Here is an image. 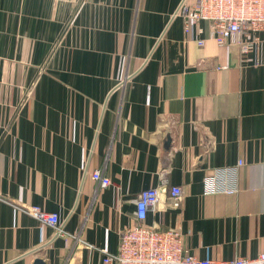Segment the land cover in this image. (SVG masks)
Returning a JSON list of instances; mask_svg holds the SVG:
<instances>
[{
	"label": "crops",
	"instance_id": "0c3cea01",
	"mask_svg": "<svg viewBox=\"0 0 264 264\" xmlns=\"http://www.w3.org/2000/svg\"><path fill=\"white\" fill-rule=\"evenodd\" d=\"M181 3L0 0V264H101L139 194L174 186L180 207L164 199L147 227L199 259L264 252V31L242 56L207 22L186 32ZM239 161L238 191L206 195Z\"/></svg>",
	"mask_w": 264,
	"mask_h": 264
},
{
	"label": "built area",
	"instance_id": "2783aa9c",
	"mask_svg": "<svg viewBox=\"0 0 264 264\" xmlns=\"http://www.w3.org/2000/svg\"><path fill=\"white\" fill-rule=\"evenodd\" d=\"M177 14L184 19L186 32L192 26H198L201 34V23L207 22L210 34L218 45L236 44L242 56L257 50L261 44L259 33L264 31V0H182ZM203 42L200 40L199 44ZM242 166L243 161H239L233 167L215 169L213 176L205 181V194H235L238 191L236 173ZM224 177L230 178L231 184L226 183ZM92 179L101 188L111 184L110 179L99 170L92 173ZM182 196L183 190L177 186L168 190L142 191L136 204L137 224L121 232L116 253L101 251V264H264V252L255 258L240 257L226 261L199 259L185 249L180 231L159 230L144 224L148 211L157 210L164 199L173 208H179ZM26 212L63 236L57 214L47 213L39 207L28 208Z\"/></svg>",
	"mask_w": 264,
	"mask_h": 264
},
{
	"label": "water",
	"instance_id": "95a60500",
	"mask_svg": "<svg viewBox=\"0 0 264 264\" xmlns=\"http://www.w3.org/2000/svg\"><path fill=\"white\" fill-rule=\"evenodd\" d=\"M36 264H43V262L38 260V261H36Z\"/></svg>",
	"mask_w": 264,
	"mask_h": 264
}]
</instances>
